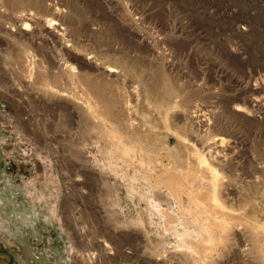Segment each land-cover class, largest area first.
<instances>
[{
    "label": "rangeland",
    "instance_id": "374dc122",
    "mask_svg": "<svg viewBox=\"0 0 264 264\" xmlns=\"http://www.w3.org/2000/svg\"><path fill=\"white\" fill-rule=\"evenodd\" d=\"M32 1L0 0V264H264V0Z\"/></svg>",
    "mask_w": 264,
    "mask_h": 264
},
{
    "label": "bare ground",
    "instance_id": "6f19581e",
    "mask_svg": "<svg viewBox=\"0 0 264 264\" xmlns=\"http://www.w3.org/2000/svg\"><path fill=\"white\" fill-rule=\"evenodd\" d=\"M29 1V0H28ZM30 2L32 3L33 1L32 0H30ZM35 2V1H34ZM34 2L32 3L33 5H34ZM38 2H40L39 0H38ZM37 4V3H36ZM38 5H39V7L41 6L39 3H38ZM36 6V5H35ZM44 6V5H43ZM50 7V6H49ZM43 8V7H42ZM53 8V11H54V14H57V15H59V14H61V9L59 8V7H52L51 6V9ZM14 14H17V12L16 13H14ZM18 14H20V12L18 13ZM15 17H17V19L18 20H20V18H22L21 17V15H17V16H15ZM26 24V23H25ZM23 29H26V26H24L23 25ZM257 100H258V98L256 99V102H257ZM237 110H241V108L240 107H237L236 108ZM217 142H219V144L218 145H222V143L224 142V139H219V141H217ZM158 184V183H157ZM163 184V183H162ZM165 185V184H164ZM176 185H178L177 184V182L175 181V179H174V177H167L166 178V186H167V191H168V193H171V195L174 197V199L176 198V199H180V203H181V205L183 204V200H184V198L186 197L185 196V194L184 193H182V191H184V190H178V189H176V187H178V186H176ZM160 186V185H159ZM166 186H164V188L166 187ZM163 187V186H162ZM181 187V186H180ZM182 188V187H181ZM180 189V188H179ZM183 189V188H182ZM160 190V189H159ZM178 192H179V194H178ZM181 192V193H180ZM185 196V197H184ZM181 197V198H180ZM188 200H192V198H190V197H186ZM155 201V200H154ZM194 201V200H193ZM195 202V201H194ZM216 203V202H215ZM217 204V203H216ZM200 205V204H199ZM161 210V209H160ZM168 210V209H167ZM166 210V208L164 209H162L159 213H161V215L162 216H166L165 217V219H167V221H170V222H172V221H174V222H176L177 220L176 219H174L175 218V215H176V217H177V214H173V213H170V212H168ZM163 218V217H162ZM181 219V218H180ZM179 219V220H180ZM166 222V221H165ZM173 222V223H174ZM178 222V221H177ZM184 223V222H183ZM175 224V223H174ZM177 224V223H176ZM225 224V223H224ZM191 225V224H190ZM223 225V224H222ZM180 226V225H179ZM167 229V228H166ZM182 233H183V235H185V234H189L188 232V230L186 229V228H182V230H180ZM206 232H207V230H206ZM214 240H213V237L212 236H210L209 237V242H213ZM200 249V248H199Z\"/></svg>",
    "mask_w": 264,
    "mask_h": 264
}]
</instances>
